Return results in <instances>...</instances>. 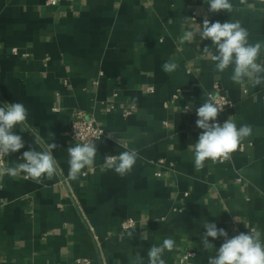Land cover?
Segmentation results:
<instances>
[{
    "label": "crops",
    "instance_id": "crops-1",
    "mask_svg": "<svg viewBox=\"0 0 264 264\" xmlns=\"http://www.w3.org/2000/svg\"><path fill=\"white\" fill-rule=\"evenodd\" d=\"M231 3L229 13L208 11L207 0H0V106L28 110L24 130L14 129L25 146L6 156L8 166L23 162L24 151L57 145L51 178L0 179V264H130L138 255L148 264V250L165 238L175 241L166 264H208L224 237H209L215 250L205 251L206 222L228 238L264 233V82H233L234 66L217 72L204 51L216 54L211 40L197 34L180 43L205 17L239 21L249 43H264V0ZM165 62L178 67L167 73ZM218 92L230 103L215 122L233 116L252 134L228 161L196 170V109ZM78 110L107 134L94 141V165L71 180L67 148L78 143L70 136ZM125 150L138 153L129 174L103 167L106 155ZM128 218L136 225L124 229ZM187 251L197 254L182 262Z\"/></svg>",
    "mask_w": 264,
    "mask_h": 264
},
{
    "label": "clouds",
    "instance_id": "clouds-1",
    "mask_svg": "<svg viewBox=\"0 0 264 264\" xmlns=\"http://www.w3.org/2000/svg\"><path fill=\"white\" fill-rule=\"evenodd\" d=\"M208 11L220 12L222 10L231 13L233 4L231 0H207ZM200 40H211L216 49V54L209 51L210 59L215 62L217 72L223 73L230 66L233 74L230 79L238 84L245 81L253 87L264 82V64L258 63V57L262 54L264 43H249V33L242 27L239 21L210 22L207 17L203 19L195 30L186 29L180 43L191 42L196 35ZM178 65L174 62H165L162 70L170 73L176 70ZM226 100L218 95L209 94L203 104L196 109L198 119L196 126L202 129L196 143L191 146L194 153V165L196 170L204 167L206 161L224 163L238 149L242 150V141L252 134V127L244 124L237 127L233 116L222 125L216 123L218 114L224 111ZM185 108L184 112L189 111ZM28 118V110L19 102L7 103L0 106V179L5 175L11 178L21 177L39 182L44 176L51 178L57 171V162L52 150L57 147L51 143L44 151H24L20 160L23 162L15 166H6L3 158L24 148V141L20 135L15 134L17 126L24 130ZM76 128V126L74 125ZM77 129V128H76ZM103 133H101L102 136ZM82 132L77 131L76 137H82ZM37 143V141H36ZM120 145L123 143L120 140ZM69 155V172L71 180L78 179L86 174L83 170L94 165L97 154V146L92 140H83L80 143L67 148ZM138 153L135 150H125L117 155H106L103 167L114 170L121 177L129 174L137 162ZM23 174V175H22ZM237 220L235 217H233ZM238 221V220H237ZM203 227L206 232L202 236L203 249H214L215 246L208 238L217 239L224 237V242L215 250L214 256H209L208 264H264V233L256 228H251L247 233L228 238V233L223 228H217L215 223L206 222ZM246 227V226H245ZM129 235H132L130 232ZM147 239V237H144ZM175 241L165 238L159 246L152 245L147 253L148 264H166L163 259L165 251H172ZM130 264H143V258L139 255L130 260Z\"/></svg>",
    "mask_w": 264,
    "mask_h": 264
},
{
    "label": "built area",
    "instance_id": "built-area-1",
    "mask_svg": "<svg viewBox=\"0 0 264 264\" xmlns=\"http://www.w3.org/2000/svg\"><path fill=\"white\" fill-rule=\"evenodd\" d=\"M60 1L61 0H47V4L56 5ZM146 90L149 92H153L154 87L150 85L147 87ZM214 95H218L220 97H223L226 100L227 103H226L225 108L229 105L230 100H229L227 95L220 93V92L215 93ZM134 108H135V106L132 105L129 108L125 109V111L123 112V115L124 116L130 115L133 112ZM186 108H188V106H186ZM74 125L76 126L77 129L74 127ZM78 130L82 132V134H83L82 137H76ZM101 133H103L102 136H101ZM105 134H107V133H106L104 127L101 126L100 124H98L96 122V119L93 116L87 115L85 113V111H83V110H78L74 113V117H73L71 127H70V136L74 141L80 143L83 140H92L94 142L95 140L103 137ZM161 162H163V161H161ZM3 163L6 166H8L6 156L3 158ZM90 170L92 171L93 168ZM135 225H136L135 219L128 218L123 222L122 226L124 229H128V228L133 227ZM196 254H197L196 251H187L181 257V261L182 262H189L193 257L196 256Z\"/></svg>",
    "mask_w": 264,
    "mask_h": 264
}]
</instances>
